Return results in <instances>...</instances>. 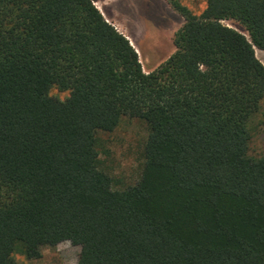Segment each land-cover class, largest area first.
I'll use <instances>...</instances> for the list:
<instances>
[{
  "label": "trees",
  "instance_id": "16d2710c",
  "mask_svg": "<svg viewBox=\"0 0 264 264\" xmlns=\"http://www.w3.org/2000/svg\"><path fill=\"white\" fill-rule=\"evenodd\" d=\"M166 1L184 23L146 72L93 0H0V264L63 241L78 264H264V0ZM125 117L148 135L116 188L99 133Z\"/></svg>",
  "mask_w": 264,
  "mask_h": 264
},
{
  "label": "rangeland",
  "instance_id": "374dc122",
  "mask_svg": "<svg viewBox=\"0 0 264 264\" xmlns=\"http://www.w3.org/2000/svg\"><path fill=\"white\" fill-rule=\"evenodd\" d=\"M181 1L196 13H200L207 3V0ZM95 3L102 6L101 1L95 0ZM132 15V23L125 26L119 22L114 23L119 30L132 34L137 39V45L143 51L139 54L143 69L149 72L175 52V33L183 25L184 18L165 0H142L141 9L135 10ZM223 22L248 35L237 21ZM131 27L132 31L129 29ZM256 54L264 63V50L256 48ZM51 93L62 99L69 95L68 91H60L58 88H53ZM250 126L249 154L264 157V99ZM147 135L145 122L129 117L123 118L114 130L99 133L102 167L113 176L116 188L126 187L138 180L142 172L143 145ZM79 252L80 246L63 241L55 247L43 248L42 257L39 259H27L18 255L17 264H78Z\"/></svg>",
  "mask_w": 264,
  "mask_h": 264
},
{
  "label": "crops",
  "instance_id": "0c3cea01",
  "mask_svg": "<svg viewBox=\"0 0 264 264\" xmlns=\"http://www.w3.org/2000/svg\"><path fill=\"white\" fill-rule=\"evenodd\" d=\"M93 1L95 3V0ZM98 1H101L102 6L101 7L97 5L96 6L101 10L105 18L109 22L113 23L114 25L116 22H119L123 24L124 26L125 24L132 23L133 21L131 20L130 15L133 17L132 13L137 9H141V6H142V0H98ZM125 28H127V26ZM129 29L131 30L132 27ZM123 33L124 35L127 36V38L130 40L132 45L136 48L138 53L141 55L143 51L137 45V39L134 36H132V34H128L127 32H123ZM129 33H132V32H129Z\"/></svg>",
  "mask_w": 264,
  "mask_h": 264
}]
</instances>
